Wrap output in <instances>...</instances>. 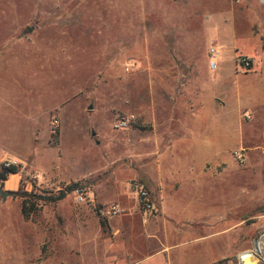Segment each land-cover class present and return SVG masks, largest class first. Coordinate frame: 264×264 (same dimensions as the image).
<instances>
[{
	"label": "rangeland",
	"instance_id": "obj_1",
	"mask_svg": "<svg viewBox=\"0 0 264 264\" xmlns=\"http://www.w3.org/2000/svg\"><path fill=\"white\" fill-rule=\"evenodd\" d=\"M252 4L206 0L205 10L204 0H0V159L13 152L23 160L0 161V171L5 162L19 167L18 189L17 176L0 181L2 191L19 193L5 200L0 194V249L13 253L18 264H83L75 256L81 237L95 235L96 220L104 225L125 214L102 218L96 208L103 204L92 196V184L106 192L112 173L132 171V161L105 151L114 134L120 139L126 131L138 132L137 115L123 105L126 93L137 103L140 93L150 101L176 89L197 93L204 78L206 85L217 86L222 57L212 71L210 43L219 45V33L233 22L229 10L250 11ZM241 57L256 59L243 50ZM140 76L145 81L139 82ZM65 98L62 113L51 111ZM131 115L126 129H114L118 117ZM53 119L61 123L55 137ZM245 133L246 148H264L257 131ZM225 146L232 152L223 154V167L241 172L242 191H228L230 197L236 194L227 201L235 207L220 210V222L206 224V233L226 230L209 237L208 244L234 249L218 264H240V255L252 250L264 264V157L247 152L241 162L233 155L240 150L231 142ZM74 184L86 193V202H78L76 189L61 201H45ZM25 200L28 218L22 213ZM81 209L88 213L85 229L76 224Z\"/></svg>",
	"mask_w": 264,
	"mask_h": 264
},
{
	"label": "crops",
	"instance_id": "obj_2",
	"mask_svg": "<svg viewBox=\"0 0 264 264\" xmlns=\"http://www.w3.org/2000/svg\"><path fill=\"white\" fill-rule=\"evenodd\" d=\"M248 1L254 9L229 10L233 22L219 33L222 60L217 86L206 85L204 78L197 93L176 89L151 101L140 93L137 103L129 91L126 93L123 105L137 115L138 132L126 131L120 139L114 134L105 151L132 161V171L112 173L114 180L106 192L99 184H92V196L98 203L117 204L125 214L104 220V225L96 220L95 235L86 240L81 237V249L75 256L83 264H218L234 252L222 243L218 244L222 247L208 244L209 236L226 230L206 233V224L220 222V210L235 207L226 203L235 195L228 196V191H242L241 180L237 182L241 172L223 167V154L232 152L226 151L225 144L233 143V149L244 156L249 152L264 157L260 144L246 148L245 130L257 131V136L264 138V4L261 0ZM244 18L249 20L243 29ZM204 29L206 34V17ZM248 43L253 44L252 52ZM241 50L245 56L256 58L247 73L237 70ZM143 81L140 76L139 82ZM66 105L67 98L55 103L51 111L59 109L62 113ZM227 129L239 133H228ZM10 157L23 161L13 152L0 161ZM11 176H17L14 185L18 189V173L1 182L7 183ZM132 181L149 190L156 204L153 216L145 218L140 213L130 191ZM87 216L83 209L77 214L76 224L81 229L86 227ZM3 251L0 249V259L3 255L10 259L0 260V264H18L13 253Z\"/></svg>",
	"mask_w": 264,
	"mask_h": 264
},
{
	"label": "built area",
	"instance_id": "obj_3",
	"mask_svg": "<svg viewBox=\"0 0 264 264\" xmlns=\"http://www.w3.org/2000/svg\"><path fill=\"white\" fill-rule=\"evenodd\" d=\"M264 4V0H261ZM221 48L220 46L212 40L208 49V65L212 71L218 69L219 61L221 58L220 55ZM252 63L246 57H241L237 60V69L249 70L251 69ZM134 117L121 116L117 118L116 123L114 124V129L124 130L129 124L133 121ZM61 123L59 119H53L50 124V134L52 136H57L60 131ZM234 157L243 162L245 161V156L242 151H235L233 153ZM6 166L16 165V161H10L4 163ZM130 191L135 196L137 205L139 207L140 213L143 217L149 218L156 213V204L153 200L147 187L139 181H132L130 183ZM75 194L79 203H84L87 201L86 193L82 189H76ZM97 213L104 219L112 218L124 213V209L117 204L112 205H98ZM240 264H243L242 259H240Z\"/></svg>",
	"mask_w": 264,
	"mask_h": 264
},
{
	"label": "trees",
	"instance_id": "obj_4",
	"mask_svg": "<svg viewBox=\"0 0 264 264\" xmlns=\"http://www.w3.org/2000/svg\"><path fill=\"white\" fill-rule=\"evenodd\" d=\"M17 173H19V167L18 166H16V165L6 166L5 164H3L1 166V171H0V181H6L9 175L17 174ZM77 187H78V184H74V185L70 186L67 191H60L55 196H50V197L45 198V201L51 202V203L61 201L67 196L68 193L74 191ZM14 194H19V193H14ZM23 194H24L23 196H26V197L32 196L31 194H28V193H23ZM27 203H28L27 200L23 201V206H22V213L26 218H28V216H29V214L27 213V210H26Z\"/></svg>",
	"mask_w": 264,
	"mask_h": 264
},
{
	"label": "bare ground",
	"instance_id": "obj_5",
	"mask_svg": "<svg viewBox=\"0 0 264 264\" xmlns=\"http://www.w3.org/2000/svg\"><path fill=\"white\" fill-rule=\"evenodd\" d=\"M230 195V194H229ZM228 195V196H229ZM236 195V194H235ZM226 203H228V202H226ZM225 203V204H226ZM223 208V207H222ZM211 223V222H210ZM217 223V222H216ZM215 224V223H214ZM212 225H213V223H212ZM237 226V225H236ZM212 228V227H211ZM214 228V227H213ZM213 228H212V230H213ZM233 228V227H232ZM211 230V231H212ZM237 230V229H236ZM217 232V231H216ZM229 232V231H228ZM238 232V231H237ZM211 233V232H210ZM215 233V232H214ZM227 233V232H226ZM225 234V233H224ZM235 234V233H234ZM240 234V233H239ZM213 235V234H212ZM207 236V235H206ZM221 236V235H220ZM223 236V235H222ZM210 237V236H209ZM208 237V238H209ZM218 237V236H217ZM222 238V237H221ZM217 239V238H216ZM223 239L225 240L226 238H224V236H223ZM233 241V239L231 240V242ZM226 242H227V240H226ZM217 243V242H216ZM225 243V242H224ZM211 244V243H210ZM207 245V244H206ZM214 245V244H213ZM218 245V244H217ZM221 245V244H220ZM264 245V244H263ZM219 246V245H218ZM223 246V245H222ZM222 246H219V247H222ZM225 246H226V244H225ZM210 248V247H209ZM208 249V248H207ZM220 249V248H219ZM209 250V249H208ZM213 250H215L214 248H213ZM223 250H225L224 248H223ZM227 250V249H226ZM216 251H218V250H216ZM210 254V253H209ZM254 254H258V255H260V252L258 251V250H252V251H248L247 253H243V254H241L240 255V258L242 259V261H243V264H258V261H256L255 260V258H254ZM256 256V255H255ZM260 259V258H259ZM261 261L264 263V256L263 257H261ZM214 263V262H213Z\"/></svg>",
	"mask_w": 264,
	"mask_h": 264
},
{
	"label": "water",
	"instance_id": "obj_6",
	"mask_svg": "<svg viewBox=\"0 0 264 264\" xmlns=\"http://www.w3.org/2000/svg\"><path fill=\"white\" fill-rule=\"evenodd\" d=\"M0 194H1V196H2V198L5 200L7 197H9V196H12L13 195V193H10V192H4V191H2V189L0 188Z\"/></svg>",
	"mask_w": 264,
	"mask_h": 264
}]
</instances>
